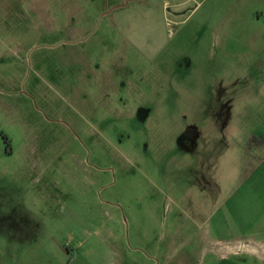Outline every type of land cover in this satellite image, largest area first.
Listing matches in <instances>:
<instances>
[{
  "label": "rangeland",
  "instance_id": "1",
  "mask_svg": "<svg viewBox=\"0 0 264 264\" xmlns=\"http://www.w3.org/2000/svg\"><path fill=\"white\" fill-rule=\"evenodd\" d=\"M260 130L264 0H0V264H264Z\"/></svg>",
  "mask_w": 264,
  "mask_h": 264
},
{
  "label": "crops",
  "instance_id": "2",
  "mask_svg": "<svg viewBox=\"0 0 264 264\" xmlns=\"http://www.w3.org/2000/svg\"><path fill=\"white\" fill-rule=\"evenodd\" d=\"M186 3L182 1L180 6ZM252 135H264V130L253 132ZM262 139L264 140V137ZM246 152L252 153L253 157L249 168L239 174V195L234 205L249 223L259 224L262 227L264 226V142L253 146Z\"/></svg>",
  "mask_w": 264,
  "mask_h": 264
},
{
  "label": "trees",
  "instance_id": "3",
  "mask_svg": "<svg viewBox=\"0 0 264 264\" xmlns=\"http://www.w3.org/2000/svg\"><path fill=\"white\" fill-rule=\"evenodd\" d=\"M263 137L264 135H258V136L252 135L246 142L245 150L247 151L253 146L263 143L264 142V140L262 139Z\"/></svg>",
  "mask_w": 264,
  "mask_h": 264
},
{
  "label": "water",
  "instance_id": "4",
  "mask_svg": "<svg viewBox=\"0 0 264 264\" xmlns=\"http://www.w3.org/2000/svg\"><path fill=\"white\" fill-rule=\"evenodd\" d=\"M188 9H191V8H188ZM187 9V10H188ZM187 10H183V11H179V12H175L176 14H183V13H185Z\"/></svg>",
  "mask_w": 264,
  "mask_h": 264
}]
</instances>
